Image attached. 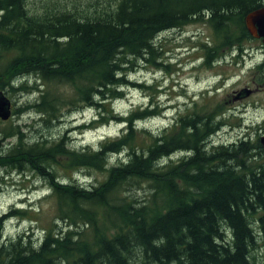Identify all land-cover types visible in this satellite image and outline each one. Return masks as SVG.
<instances>
[{"label": "trees", "instance_id": "16d2710c", "mask_svg": "<svg viewBox=\"0 0 264 264\" xmlns=\"http://www.w3.org/2000/svg\"><path fill=\"white\" fill-rule=\"evenodd\" d=\"M41 1L35 10L30 0H0V94L36 95L13 115L27 113L35 126L50 129L65 109H89L95 117L79 129L109 122L123 128L118 138L80 149L68 147L66 134L30 141L17 124L2 129L0 170L34 173L47 182L56 221L41 236L6 240V222L31 213L12 206L0 217V264H258L264 145L253 141L257 134L213 141L227 120L222 101L210 108L193 100L155 134L137 123L161 111L120 115L113 103L122 88L152 89L125 74L137 61L162 66L155 61L163 34L207 25L211 42L199 49L201 66L209 69L219 57L243 50L252 39L245 17L264 0ZM56 168L84 170L88 180L64 182ZM91 172L104 178L92 181ZM142 185L147 194L139 199L130 187Z\"/></svg>", "mask_w": 264, "mask_h": 264}, {"label": "rangeland", "instance_id": "374dc122", "mask_svg": "<svg viewBox=\"0 0 264 264\" xmlns=\"http://www.w3.org/2000/svg\"><path fill=\"white\" fill-rule=\"evenodd\" d=\"M81 1L77 3L83 5L85 1ZM42 2L41 0H30L29 8L41 9ZM211 32L207 25L195 23L181 30H175L160 36L159 40L156 41L159 55L156 57L155 62L161 63L162 66L137 61L132 70L125 74L126 80L141 83L144 87H151L152 89L122 88V98L113 103L114 112L126 115L132 111L144 109L152 110L155 108L161 112L166 110V114L171 115L168 120H163L164 118L160 114L159 117H152L148 121L137 123L139 129L144 128L155 134L162 127L171 125L172 119L176 115L183 114L190 109V103L193 100L199 103L202 99L201 105H207L211 108L217 101L223 102L233 91L243 88L247 82L254 78L253 68L264 58V51H261L259 43L249 41L245 45L250 57H246L245 63L241 66L227 63L228 65L219 68L209 69L203 67L201 66V58H199L202 56V52L199 48L206 41L211 42ZM216 76H222L228 80L225 86H217L219 79ZM214 85L219 88L218 91L215 94H206L205 89L208 86L215 89ZM59 89L61 92H66L68 88L61 87ZM202 94L205 97L202 98ZM3 96L11 104V116L7 121L0 120V132L6 125L17 124L22 129H26V131H22L26 133L25 136L30 141L40 135L58 140L66 134V136L69 135L70 139L68 147L71 146L77 149L83 146L97 148L101 139L106 137L115 139L121 135L123 125L114 122L101 125L96 129H79L81 124H87L95 117V111L89 109H78L72 112L65 109L63 118L60 119L59 123L54 124L50 129H44V127L35 126L32 118L27 113L20 117L13 115L16 107L35 99V94L10 95L6 92ZM211 98H215V101L212 102ZM246 102L251 105L256 103V106L259 103L264 105V92L254 95ZM253 106L247 105L248 112H242L244 109L242 102L231 101L227 105V108L231 111L227 113L226 126L214 136L213 141L228 143L238 139L243 134L249 133H254L252 136L257 134L253 141L264 138V113L261 110L253 111ZM239 116L244 118L243 121L239 120ZM15 142V139L6 140V144H14ZM110 158L112 157L110 156ZM56 171L57 177L64 182L78 181L77 183L83 184L82 182L86 180L84 170L70 171L56 168ZM90 177L92 181L95 179L102 180L104 174L91 172ZM141 188L130 187L136 198L143 199L147 194L146 185H142ZM46 189L48 190L46 191ZM50 193L48 183L34 173L9 169L0 170V217L7 214L12 206L27 208V212H31L6 222L4 228L6 240L22 233L30 236L34 234L41 236V230L53 226L56 221V209ZM256 259L258 264H264V252L258 251Z\"/></svg>", "mask_w": 264, "mask_h": 264}, {"label": "flooded vegetation", "instance_id": "af4514ba", "mask_svg": "<svg viewBox=\"0 0 264 264\" xmlns=\"http://www.w3.org/2000/svg\"><path fill=\"white\" fill-rule=\"evenodd\" d=\"M250 41H254V42L259 43L261 51H264V42L262 39L252 38ZM243 46H244V49L241 51L236 50L235 52H233L229 56L225 55V57L222 56V57H219L218 59L214 60L212 63V68L224 67L228 64L239 65V66L244 64L246 61L245 60L246 57H250V54H248L249 51L246 48V45L244 44ZM201 57H199V58H201ZM201 61H202V58H201ZM212 68H210V69H212ZM253 70H254V74H255L254 78H252L250 80V82H247L243 86V88H241L240 90L233 91L232 94L230 96H228L226 100L223 101L224 106H225V116H227V113L229 111H231L230 109L227 108V105L231 101L242 102V107L244 108L242 112H248L249 108L247 107V105H250V106L254 105L252 107L253 111L261 110L264 113V105L263 104L259 103V105L256 106V103H253L251 105L249 102H246L248 99H250L254 95H259V94H262L264 92V58L258 62V64L253 68ZM216 77H218V79H219L217 86H220V87H221V85H222V87L225 86V84L227 83L228 80H226V78H223L222 76H216ZM214 87H215V89H213V87L208 86V88H206L205 91L208 94H210V93L215 94L219 88H217L216 85H214ZM246 91H248V93ZM238 118L240 121H243V119H244L242 116H239ZM225 126H226V124H225ZM222 128H223V126L218 131L221 132L223 130Z\"/></svg>", "mask_w": 264, "mask_h": 264}, {"label": "water", "instance_id": "95a60500", "mask_svg": "<svg viewBox=\"0 0 264 264\" xmlns=\"http://www.w3.org/2000/svg\"><path fill=\"white\" fill-rule=\"evenodd\" d=\"M245 27L252 38L262 39L264 42V7L246 15ZM10 116L11 104L6 97L0 94V120L7 121ZM260 142L264 144V138Z\"/></svg>", "mask_w": 264, "mask_h": 264}]
</instances>
